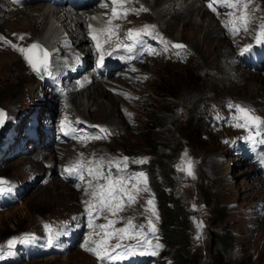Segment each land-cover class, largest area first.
<instances>
[{
  "label": "rangeland",
  "instance_id": "obj_1",
  "mask_svg": "<svg viewBox=\"0 0 264 264\" xmlns=\"http://www.w3.org/2000/svg\"><path fill=\"white\" fill-rule=\"evenodd\" d=\"M154 1L140 0L149 10L132 17L125 27L155 22L169 38L189 44L191 51L174 60L151 54L131 72L130 79L121 83L123 93L112 94L102 85L104 93H97L96 84H93L70 98L71 114L95 124H108V136L78 146L58 148V162L81 157L97 165L102 159L105 174L110 170L116 173L114 177H133L141 172L147 176V191H140L135 203L125 206L115 216L104 210L94 221L93 228L87 226L88 247H94L91 241L100 238L95 235L101 231L96 225L107 224L113 219L118 221L114 227L120 228L131 217L134 224L143 225L144 232L150 233L151 243L163 245L149 264H178L173 262L176 248L168 246L162 235L166 223L164 208L171 210L178 206L187 225V249L191 255L188 264H217L218 261L222 264H264V181L241 161L239 153L228 149L225 141L234 130L221 128L211 120L213 114L227 112L231 100L264 116V70L252 73L236 66L233 60L234 42L241 46L250 41L249 28L253 30L264 22V0H251L247 10L249 32L243 31L232 39L221 34L216 20L202 10L197 0H165L160 6H155ZM194 1L197 9L191 15L171 17L172 8L178 7L174 3L187 5ZM161 7L167 11L162 17L156 16ZM31 8L0 13L1 36L11 41V36L20 31L27 39L34 40L31 37L34 31L36 39L46 41L51 35L49 24L58 21L56 9L47 7L45 18L34 19L29 11ZM189 17V26H184ZM34 20L36 27L30 29ZM15 41L18 43L17 39ZM9 43L0 41V109L5 112L4 119L13 122L29 106L33 110L34 102L40 117V107L52 110L55 106L40 94V82L27 66L23 53L17 50L19 46ZM5 74L7 80L3 81ZM54 150L37 149L26 156L7 161L0 159V179L15 180L24 187L20 203L0 210V247L5 253L9 239H19L25 234H36L44 242L51 239L55 243L53 228L61 227L59 223L82 212L85 201L95 203L91 189L85 192L89 180L76 190L60 182L56 175L48 183L41 184L39 177L47 171L42 157ZM50 155L57 162L55 154ZM124 157L128 158L126 167L121 165L122 170L118 172L113 163L109 169V161ZM142 160L146 162H140ZM188 160L192 163L191 176L180 170ZM155 162L157 164H153ZM163 163L170 168V185L161 176ZM95 183L97 181H93ZM159 185L164 187L168 202L163 203L158 197ZM149 199L154 201L158 219L146 203ZM149 219L156 226L155 234L150 231ZM47 226L51 227V232ZM63 236L71 239V234L65 231L59 237ZM127 242L136 241H120ZM69 243L66 240L59 244L66 247L63 253L57 251L16 264H103L85 247L68 249ZM116 243L113 238L111 244ZM185 257L188 256L185 254ZM7 258L5 254L0 264H6Z\"/></svg>",
  "mask_w": 264,
  "mask_h": 264
},
{
  "label": "snow or ice",
  "instance_id": "obj_2",
  "mask_svg": "<svg viewBox=\"0 0 264 264\" xmlns=\"http://www.w3.org/2000/svg\"><path fill=\"white\" fill-rule=\"evenodd\" d=\"M13 3H20V0H12ZM113 5L112 8V16L111 19L108 20V24L110 27L106 29H101L97 34H93L92 26L89 25V35L91 38L96 41V48L97 50L100 49V41L99 37L104 38V42H108V38L111 35H116L119 30V25L112 26V20L118 18H126L128 13H135L139 14L141 11H148L147 8L141 6L139 9L136 8H126L125 5L131 0H110ZM215 0L209 3V8L213 11H216V8L213 6ZM251 3V0H247V2H242V0H233L231 3H227V7L235 8L237 10L242 9V13L239 16H234V21L237 22L236 27H232L229 30L233 32V34L237 33L241 28L244 31H247V25L250 22V18L247 14L248 5ZM120 9V11H118ZM234 15V14H230ZM95 19V17H94ZM230 22H225V27L229 26ZM155 25H144L140 29H129L126 33V37L129 41L136 42L141 39L143 35H151L153 30L155 29ZM261 31L257 35L256 42L261 43L264 42V24L260 25ZM3 39V37H0ZM20 39H24V35H20ZM8 42V41H5ZM123 48L131 52L133 45L120 42ZM165 43V50L169 46L175 49H183L186 48L185 45L180 43L170 44L168 41H164ZM16 47V45H13ZM251 49V45L246 46L242 49V52L249 51ZM18 51L25 54V59L28 63L32 66L33 70L37 72V74H41V72L51 75L49 71V53L46 49H44L39 43L31 44L27 49L25 48H18ZM39 51L42 54V59H34L32 53L34 51ZM155 54V53H153ZM104 59V54L101 53L99 63L102 64ZM229 107L234 108L236 110V115L233 116V119L236 121V126L245 128L248 130L249 135L245 137V139L251 141L253 144L256 143H264V140H257V137H261L264 135V119L254 114V110L243 105L239 104H229ZM4 113L0 110V123L3 122ZM67 123L62 122V130L64 124ZM100 127V126H95ZM101 133H107V129L100 127ZM255 132V135L252 133ZM67 134V133H66ZM96 139L103 138L102 136L94 137ZM127 157H124L122 160L118 161H109V169L112 167L113 163L117 168V171H121V165L126 167L127 165ZM140 162H146V160H142ZM92 163V162H89ZM104 161L101 159L95 168L89 167L88 168V188L85 189L86 194L88 190L91 189V197L95 201L93 203L90 201H85V211L89 217V228H93V218L94 216H98L102 211L107 210L111 215L115 216L119 212H122L125 206H130L131 204L136 202L137 196L140 191H147V176L141 172L136 174L133 177H113L111 171L109 170L108 173L103 172ZM83 168V164L77 163L65 169V172L68 174H76L81 172ZM181 171H186L189 176L193 175L192 171V163L190 160L186 161L184 165L180 166ZM83 180V175L79 177ZM105 180L106 182L101 184L99 180ZM93 181H97V183L93 184ZM5 183L2 179H0V184ZM141 185L144 187L141 188ZM79 187V185H77ZM0 190H3L0 188ZM147 205L151 207V211L153 216H156L158 219V215L155 211L154 201L149 199L146 201ZM122 219V218H121ZM117 220L109 219L107 224L96 225L101 231L99 233H95V235L99 236L100 238L97 240H92L91 243L95 245L94 247H88V240H86L83 247H85L86 251L93 253L98 259L101 261H116L122 260L126 258L128 255H135L137 254L133 249H142V248H149L154 249L152 251H141L138 254L140 255H152L155 256L158 254L159 249L163 247V245L156 243L152 244L151 241L148 239L147 233L144 232L143 225H136L133 222V219L130 217L127 219V222L124 227L115 228L114 225L117 223ZM148 225L150 226V231L152 234H155L157 229L154 223H152L151 219L148 220ZM49 227V231L51 232V227ZM115 238L117 243L115 245L111 244V240ZM31 239V236L25 234L24 237L21 238H11L7 241V252L3 247H0V259L4 258L5 254L12 255V249L17 243L23 242L27 243ZM89 239H91V234ZM124 239L135 240V244L124 245L120 243V241Z\"/></svg>",
  "mask_w": 264,
  "mask_h": 264
},
{
  "label": "trees",
  "instance_id": "obj_3",
  "mask_svg": "<svg viewBox=\"0 0 264 264\" xmlns=\"http://www.w3.org/2000/svg\"><path fill=\"white\" fill-rule=\"evenodd\" d=\"M153 164H157L156 162ZM152 165V162H151ZM161 171H162V178L166 181V183L168 185H170V168L169 165L167 163H163L161 166ZM156 178V177H155ZM153 181V178H152ZM155 181V179H154ZM163 186L161 187L160 185L158 186V197L161 198V200L163 201V203H165L166 201H169V197L164 193L163 190ZM165 211V218H164V223L165 225L164 227V238L165 241L168 242V246L175 247L176 248V256L174 258V263H178V264H188L189 262L187 261V259L191 256L189 254V242L187 240V234H186V224H184V219L183 216L180 212V208H178V206H176L173 209H169V208H164ZM185 254L188 257H185ZM217 264H222L221 261H218Z\"/></svg>",
  "mask_w": 264,
  "mask_h": 264
},
{
  "label": "bare ground",
  "instance_id": "obj_4",
  "mask_svg": "<svg viewBox=\"0 0 264 264\" xmlns=\"http://www.w3.org/2000/svg\"><path fill=\"white\" fill-rule=\"evenodd\" d=\"M163 1H165V0H155L154 1V4H155V6H160V4L162 3L163 4ZM192 1V0H191ZM141 3H143L142 1H141ZM200 4V3H199ZM174 5H178V7L176 8V9H173L172 8V10H174V12L172 13V15H171V17H174V18H176V15L177 16H179V15H181V14H183V15H185V17L187 16V14H192L196 9H197V3L194 1V2H191V3H189V4H187V5H181L179 2L177 3H174ZM201 5V4H200ZM154 6V7H155ZM35 7H37V6H32V8L29 10L30 12H31V17L32 18H40L41 16H43L44 18H45V14H46V10H47V6L46 5H43L42 7H40V8H35ZM34 8V9H33ZM151 8V7H150ZM148 10H149V8H147ZM51 10V9H50ZM168 10H170L171 11V8H169ZM12 11V10H11ZM17 11H19L20 12V10H17ZM167 10L165 9V10H163L162 9V7L160 8V11H158V15H156V16H159V17H162V15L166 12ZM22 12V11H21ZM29 12V13H30ZM9 13H11V12H9ZM35 13H38V14H35ZM205 13V12H204ZM209 14V13H208ZM189 16V15H188ZM23 19H26V18H23ZM185 19V18H184ZM84 21V20H83ZM34 26H31V28L30 29H32V28H34V27H36V24H37V21L36 20H34ZM53 22V21H52ZM191 22V17H189L188 18V20L187 21H185V23H184V26H189V23ZM40 23V22H39ZM53 25L54 24H52V23H50L49 24V26H48V28H49V33L51 34L50 35V37L47 39L48 41H50V40H52V33H53V37L54 36H56V33L58 32L57 31V29L55 28V27H53ZM81 28V27H80ZM40 35V34H39ZM31 37H33V38H35V35H34V31L32 32V36ZM15 38V37H14ZM41 39V38H40ZM39 39V40H40ZM172 39V38H171ZM24 40H26V37H24ZM29 40H31V39H27V41H29ZM46 40V41H47ZM174 40V39H173ZM17 41H18V39H17ZM20 43V42H19ZM81 44V43H80ZM7 74V73H6ZM6 74L5 75H2V80L3 81H6L7 79L5 78V77H7L6 76ZM26 78V77H25ZM19 82V81H18ZM22 82V81H21ZM18 83H15L14 85H17ZM101 87V85L100 84H97L96 85V87H95V89H97V93H104V91H103V88L101 89L100 88ZM94 90V89H93ZM75 95V94H74ZM34 105L35 106H37L36 104H35V102H34ZM53 110V109H52ZM48 111H51L50 109L48 110ZM42 116V115H41ZM51 156V155H50ZM52 158V157H51ZM55 162V161H54Z\"/></svg>",
  "mask_w": 264,
  "mask_h": 264
},
{
  "label": "water",
  "instance_id": "obj_5",
  "mask_svg": "<svg viewBox=\"0 0 264 264\" xmlns=\"http://www.w3.org/2000/svg\"><path fill=\"white\" fill-rule=\"evenodd\" d=\"M5 117V116H4ZM3 122H4V119H3ZM3 122L2 123H0V128H1V126H2V124H3Z\"/></svg>",
  "mask_w": 264,
  "mask_h": 264
}]
</instances>
